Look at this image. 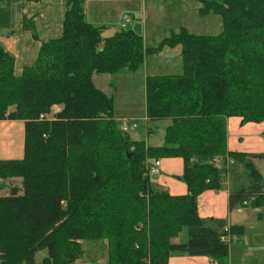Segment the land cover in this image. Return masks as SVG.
Segmentation results:
<instances>
[{"label": "trees", "instance_id": "16d2710c", "mask_svg": "<svg viewBox=\"0 0 264 264\" xmlns=\"http://www.w3.org/2000/svg\"><path fill=\"white\" fill-rule=\"evenodd\" d=\"M200 1L201 16H221V34L182 30L146 48L130 27L103 38L106 27L87 22L84 0H66L62 37L42 41L21 76L0 45V121H24L26 136L22 160L0 161V180L22 179L0 197L1 264H37L41 251L42 264H77L85 242L101 243L106 264H169L172 256L228 264L226 225L203 220L198 198L221 189L227 169L213 161L230 157L249 182L230 195V209L264 206L251 160L263 156L227 147L229 118L264 123V0ZM23 28L35 36L36 17H24ZM166 47H181L183 73L146 79L147 119L170 121L164 145L149 147L122 131L114 98L93 77L137 72ZM54 108L57 116L39 121ZM162 158L184 160L186 195L153 188L149 167ZM184 230L188 240L173 243Z\"/></svg>", "mask_w": 264, "mask_h": 264}, {"label": "crops", "instance_id": "0c3cea01", "mask_svg": "<svg viewBox=\"0 0 264 264\" xmlns=\"http://www.w3.org/2000/svg\"><path fill=\"white\" fill-rule=\"evenodd\" d=\"M104 1L105 0H84V7L88 23L98 27H106L103 32V38L106 39L113 37L124 27L122 25L123 23L109 25L112 24L109 23V20L115 21L110 18L119 12L121 7L114 5L111 9L98 12V9H100V6L102 7ZM195 1L199 9L203 8L201 2ZM65 2L66 0H0V45L15 58L16 76H21L25 68L33 66L36 62L42 41L59 39L62 37ZM129 2L132 3L130 0ZM199 15H201L200 12ZM24 17H36L35 36L32 32L23 28ZM143 18L141 22L146 20V15ZM201 18L203 19L202 23H204V27L202 26L200 28V30H202V32H200L202 34L200 35L211 33L216 25H221L220 23L222 21L221 16L214 13L204 17L201 16ZM119 19H121L120 16ZM210 19L212 20L208 22ZM133 23L134 22H132V24ZM182 28L188 33L193 34L191 29L186 27ZM176 31L178 30L176 29ZM172 34H175V32L171 33V35ZM206 35H213V33ZM161 52H168L170 55L169 57L172 56L175 60V64L180 66V60L182 59L181 47L172 49L166 47ZM141 69H139L137 73H139ZM116 76L117 75L95 74L93 82L98 89L107 93L108 88L104 85L99 87L98 84H100L101 80L105 82L109 79L112 80V77ZM147 77L144 79L145 81ZM108 95L113 97V95ZM114 115L118 121L127 119L124 118V116L116 115V107ZM144 119L147 124L152 122L147 119V115ZM164 122L167 128L170 125V121ZM138 128L132 131L134 135H132V132L130 133L132 140L133 136L137 134L136 131ZM154 133L155 131L153 128H147V137L145 141L147 146H163L165 135L159 140L156 139V142L153 143L152 138L155 136ZM25 141L24 121H0V161L22 160L25 156ZM227 147L228 153L263 156L254 157L251 160L262 175L261 184L264 186V169L260 165L264 162V123H244L240 117L229 118L227 121ZM227 159L228 160L222 158L221 160V166L224 167L226 161L228 164L227 174L221 179V189L206 191L198 198L199 216L205 221L222 222L229 228L230 232L228 234V239L231 245L228 264H264V206L258 202L257 206L250 204L246 207H237L234 210L230 209V195L247 187L249 182L245 175L244 166L240 162L232 160L230 157H227ZM157 160L161 161V172L159 175L151 177L153 188L168 192L172 196L186 195L188 193V187L180 179L184 173V160L182 158H162ZM229 160L233 162L228 163ZM155 161L156 160H154L152 164H154ZM182 234L183 233H181L178 238L173 239L172 242L176 244L185 243L182 242ZM97 248L100 251V247L97 246ZM101 254L103 256L104 253ZM97 262L106 264L107 253H105V257L103 256L102 259H98ZM85 264L95 263L86 262ZM169 264L216 263L211 258L203 256H172L169 260Z\"/></svg>", "mask_w": 264, "mask_h": 264}, {"label": "rangeland", "instance_id": "374dc122", "mask_svg": "<svg viewBox=\"0 0 264 264\" xmlns=\"http://www.w3.org/2000/svg\"><path fill=\"white\" fill-rule=\"evenodd\" d=\"M130 1H132V3H130L129 0H105L102 7L100 6V9H98V12L111 9L114 5L121 7L120 11L110 18L115 21L109 20V23H112L109 25L124 24L125 16L134 18V23L129 27L139 35L143 36L145 46L147 48H155L159 45L162 39L171 37V33L173 32L179 34L183 30L182 27L191 29L193 34H202L200 33L202 32L200 28L202 26L204 27V23H202L203 19L201 18V15H199L200 9L198 8L195 0ZM197 1L199 3L201 2L200 0ZM145 15L146 20L141 22V19H144L143 17ZM119 16L121 19H119ZM211 20L212 19L208 20V22ZM220 24L221 25L218 26L216 25V27L212 30L211 33H213V35L223 32L222 21ZM176 29L178 31H176ZM211 33H204V35ZM159 53L160 54L157 53L156 55L149 56L139 73H137L138 71L136 73L122 72L119 73L120 75L118 74L116 77H112V80L109 79L105 82L101 80L100 84H98L99 87L104 85L108 88L107 93L113 95L116 115L124 116V118L130 119L133 124H137L139 126L136 131L137 134L133 136V141L135 142L146 141L147 128H153L155 131V136L152 138L153 143L156 142V139L159 140L166 134V123L164 121H152L147 124L144 119L147 115L146 81L144 79L147 76L179 75L183 73L182 59L180 60L181 64L179 66L178 64H175V60L172 56L169 57L170 55L168 52ZM111 84H113L112 87ZM53 112L54 109H52L50 115H52ZM132 135H134L133 132ZM260 165L264 169V162ZM0 186L5 187L3 191L0 192V197L7 196L10 194V189L22 188V179L12 178L8 180H0ZM182 236V242H186V240H188L186 230H184ZM100 244L101 243L85 242L83 245L84 253L82 259L79 260L77 264H85L86 262L97 264L98 259H102V257L105 256V254L102 256L97 248V245ZM46 257L47 254L45 251L38 252L36 254L37 264H42ZM1 263L2 261L0 260V264Z\"/></svg>", "mask_w": 264, "mask_h": 264}, {"label": "built area", "instance_id": "2783aa9c", "mask_svg": "<svg viewBox=\"0 0 264 264\" xmlns=\"http://www.w3.org/2000/svg\"><path fill=\"white\" fill-rule=\"evenodd\" d=\"M132 22H133V18H131L129 16H125L123 27L124 28H127V27L131 26L132 25ZM59 112H60V109L59 108H54V112H53L52 115H50V114L49 115H42L40 117L39 121L40 122H44V121L51 120V119H53V116L54 115H57ZM138 127L139 126L137 124H133L131 122V120H129V119H123V120H121V129L126 134H130L132 131H135ZM222 158L223 157H216L214 159V161H213V165L215 167H217V168H220V169H223V168H226L227 169V165H228L227 164V161H226L224 167L221 166V160H222ZM226 160H228L227 157H226ZM232 162L233 161H231V160L228 161V163H232ZM160 172H161V161L160 160H156L154 162V164H152L151 167H149V173H150L151 176H157V175L160 174ZM249 204H250L249 201H247V202L244 203V205H246V206L249 205ZM228 229L229 228H227V227L223 228L224 231H227ZM221 241L223 243H229L230 242L229 239L226 236H223L221 238Z\"/></svg>", "mask_w": 264, "mask_h": 264}, {"label": "bare ground", "instance_id": "6f19581e", "mask_svg": "<svg viewBox=\"0 0 264 264\" xmlns=\"http://www.w3.org/2000/svg\"><path fill=\"white\" fill-rule=\"evenodd\" d=\"M226 234H229V229L227 231H224ZM228 238V235L226 236Z\"/></svg>", "mask_w": 264, "mask_h": 264}]
</instances>
